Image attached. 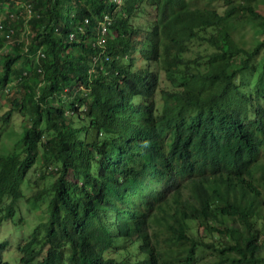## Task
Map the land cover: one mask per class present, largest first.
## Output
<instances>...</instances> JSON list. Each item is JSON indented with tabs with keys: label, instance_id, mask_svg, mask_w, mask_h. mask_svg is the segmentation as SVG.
I'll use <instances>...</instances> for the list:
<instances>
[{
	"label": "trees",
	"instance_id": "1",
	"mask_svg": "<svg viewBox=\"0 0 264 264\" xmlns=\"http://www.w3.org/2000/svg\"><path fill=\"white\" fill-rule=\"evenodd\" d=\"M223 2L0 0V223L25 184L48 217L19 261L264 264V0Z\"/></svg>",
	"mask_w": 264,
	"mask_h": 264
},
{
	"label": "rangeland",
	"instance_id": "2",
	"mask_svg": "<svg viewBox=\"0 0 264 264\" xmlns=\"http://www.w3.org/2000/svg\"><path fill=\"white\" fill-rule=\"evenodd\" d=\"M213 4H215V6H216V8H217V10L219 12H222L224 7H225L223 0H213ZM259 10L260 11H264V6H262V5L259 6ZM5 12H6L5 10L2 11L0 17L5 15ZM143 21H144V19L142 17L135 19V22H143ZM240 31L243 34V36H244V38H245V40L247 41L248 44H250L252 41H256V40H258L260 38V36L254 35V34L252 36V31H251V28L249 26H245ZM238 32L235 33V37H239ZM6 48H8V46H6ZM3 52H5V51L3 50L1 53H3ZM146 59H151L150 54H148L146 56ZM253 79H254V76L252 77L251 82L248 85H246V86H252L253 85V83H252ZM247 80H250V79L246 78L245 81H247ZM244 87H245V85L241 86L242 90H244ZM247 89H249V87H247ZM10 92L11 91L9 90L8 91V96H7L8 99H4V95L0 96V103L3 104L2 105L3 108L1 110V112H4V111H6L9 108L10 104H9L8 100H10V98L15 95L14 92H12V94H10ZM250 95H255V94H254V92H251ZM261 100L264 101L263 96H262ZM160 101L161 100H158L159 107H161ZM21 121H22L21 113L14 112L12 114V120H11L10 124H8V125L5 124L4 126H2V128H1L2 129V133H4V135L6 133H8L7 136L8 137L11 136V139H6L3 143L0 144V151L3 148L11 147L10 145H11V142H13V138L16 139L17 137L14 135L15 132H12V133L10 132V129L13 128L15 131L19 130V124H20ZM34 167L35 166H33V168ZM39 172L40 171L37 169L36 172L30 173L28 176L30 177L31 181L37 180V184L42 186L44 184L45 180H43L42 183H41V181H39V179H38L39 178L38 175L40 174ZM22 190H23L24 197L25 196L26 197H30V196H32V194H34V192L37 190V188L32 189L31 186L28 185L27 187L24 186ZM44 205H40V208H38V209L30 210L28 208V206H30V203L29 202L23 203L22 204V208H20L21 209V213L27 215L30 218L31 223L34 224L39 219H41L42 215L44 214ZM18 216L19 215H16L13 218V222H14L13 224L10 223V222L9 223L5 222L2 225V227H0V241H9L12 244V246L8 250L5 251L4 256H3L4 259H6V260H8L10 262H15L17 260V258H18V254H17L16 248H15L16 243L19 242L20 239L23 236H26L31 231V227L28 224L21 225V223H17L18 222L17 221ZM199 233H200V231H199ZM117 240L118 241H122V238H118Z\"/></svg>",
	"mask_w": 264,
	"mask_h": 264
},
{
	"label": "clouds",
	"instance_id": "3",
	"mask_svg": "<svg viewBox=\"0 0 264 264\" xmlns=\"http://www.w3.org/2000/svg\"><path fill=\"white\" fill-rule=\"evenodd\" d=\"M117 1H120V0H117ZM4 10L6 11V12H5V15H3L2 17H0V24H2V25H1L2 28H1L0 37H3V38L5 39V41H4L3 45H2L1 48H0V52H2L3 50H4V51L7 50L6 46H8V44L10 43L11 37H12V36H11V29L7 31L6 28H4V25H3V22H2V20L6 17L7 10H6L5 8L0 9V15H1L2 11H4ZM107 32H108V31L106 30V28H100V29H99V32H98V34H97V36H96V38H95V39H96V40H95V43H96L98 46H103V45H104V43H105V41H106V38H107V36H108V33H107ZM6 34H9V36H8V37H5ZM193 46H194V45H193ZM194 47H195V46H194ZM186 56H189V53H187ZM121 84H122V83H121ZM165 86H166V82L159 80V82H158V86H157V89H158V88L165 87ZM157 89H156V90H157ZM155 100H156V106H157V107H159L158 100H161L160 103H161V106H162V98H161L159 92H156ZM3 134H4V133H3ZM7 134H8V133H6L5 135H2V136H1V138H0V144L3 143L6 139H11V137H8ZM10 146H11V147L3 148V149L0 151V154H6V153H8V152H12V153L14 154V151H16L17 147L13 145V142H11V145H10ZM24 186H25V185H24ZM24 186H22V188H21V191H22V192H23L22 189H23ZM26 202H29V203H30V206H28V208H29L30 210H35V208H32V205H31V196H30V197H26V196L24 197V196H23V197H21V198H17V200H16L15 203H14V209H13V207H11V208H10V212H9L7 215H3L6 219L3 220V221H1V223H0V227H2V225H3L5 222H6V223H9V222H10V223L13 224V223H14V222H13V218H14L16 215H19V216H18V219H17V221H18L17 223H21V225L28 224V225L31 227V231H32V228H33V226H34L36 223L40 224L41 222L45 221L46 218H48V217L46 216V214H45L46 212H45V209H44V214L42 215L41 219H39V220H38L36 223H34V224L31 223L30 218H29L27 215L21 213V209H20V208H22V204H23V203H26ZM0 206H2L3 208H5V205H3L2 203H0ZM3 213H6V212L3 211ZM31 231H30L26 236H23V237L20 239V241L16 243L15 248H16V251H17V254H18V258H17V260H16L15 262H10V261H8V260H6V259L3 258L5 251L8 250V249L12 246V244H11L9 241H0V244L2 245V246H1V251H0V262H1L2 264H9V263H11V264H16V263H17V264H27V263H25L26 261H19V258H20V255H21V252H20L18 249L26 244V241H27L28 236H29V234L31 233ZM48 248H49V244H45V245H43L42 249H39V250H38V252H37L36 255H35V258H36V260H37V264L40 263V262H43V263H45V264H49V263H47V262L45 261V259H46V251H47ZM111 258H113V259H115L116 261H118V258L116 257V253H114V254L110 257V259H111Z\"/></svg>",
	"mask_w": 264,
	"mask_h": 264
},
{
	"label": "built area",
	"instance_id": "4",
	"mask_svg": "<svg viewBox=\"0 0 264 264\" xmlns=\"http://www.w3.org/2000/svg\"><path fill=\"white\" fill-rule=\"evenodd\" d=\"M2 24H0V33H1V28H2V26H1ZM9 36V34H6V36L5 37H8Z\"/></svg>",
	"mask_w": 264,
	"mask_h": 264
}]
</instances>
